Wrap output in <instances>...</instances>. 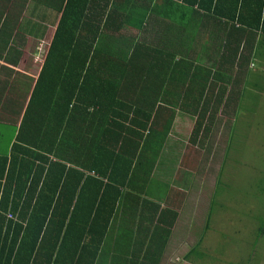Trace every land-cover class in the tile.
I'll return each instance as SVG.
<instances>
[{
    "label": "crops",
    "instance_id": "1",
    "mask_svg": "<svg viewBox=\"0 0 264 264\" xmlns=\"http://www.w3.org/2000/svg\"><path fill=\"white\" fill-rule=\"evenodd\" d=\"M98 1L102 7L107 2ZM133 1L136 10L148 15V22L143 32L133 27L126 28L124 32L128 35V41L124 37L121 38L126 41L116 37L119 41L116 50L123 55L127 52L131 54L136 40L144 41L147 45L158 41L157 47H162L160 56L170 65L162 66L164 74L158 94H152L150 99L149 96L131 94L116 100L130 103L139 98L143 102H157L151 109L148 106L140 107L135 122L143 126L146 113L150 111L151 116L159 113L155 121L159 120L160 127L157 137L140 144L144 149L143 156L137 162L131 187L126 186L121 190L122 198L101 244L97 264H198V259L207 256L201 254L195 258L194 250L203 242L209 254L210 249L214 248L216 233L208 226V205L205 211L199 206L202 195L199 191L195 192L194 183L203 181L198 180L200 173H206V178H201L209 181V169L216 167L218 161V171L223 167L225 155L230 149L228 147L232 144L233 128L237 127L241 136L242 129L244 134L254 130L264 136V36L259 31H246L234 19L228 21L222 17L223 14H230L227 6L233 0H217L214 4L220 15L212 16H206L202 11L199 15L186 12L183 8L188 6L179 0L174 1L178 10L170 14H166L164 0ZM156 9L160 15L155 14ZM48 11L58 15L51 24L44 13ZM60 16V13L30 0H0V23L5 19L16 26V31L22 23L30 25L24 34L29 40L35 39L34 30L38 32L35 24H49L55 31ZM16 31L15 35L18 33ZM246 42L254 48L250 61L242 58V55H246ZM35 50L31 47L0 48V204L6 192L12 144L18 136L34 135V130H37L39 138H44L47 131L45 139L51 140L50 130L55 126H50L56 125L59 122L57 118L62 117L65 111L64 107L58 105L57 94L40 82L43 55L37 48ZM176 64L178 66L175 67ZM31 96L32 99L36 96V105L32 104V110L28 108ZM187 101L218 104L213 106L214 120L210 131L200 142L194 140L192 133L197 115L183 110L182 106L169 105ZM210 108L211 105L207 110ZM116 109L120 110V107ZM130 116L133 115L130 113ZM250 117L262 123L247 122L243 127L240 120ZM169 121L171 126L167 132ZM108 124L107 118L100 120V128L110 129V126L107 128ZM10 127L12 131L9 135ZM154 130L151 133L150 127H136L135 134L148 137L156 134ZM111 133L104 139L107 140ZM135 145L132 140L125 145L130 155ZM130 155L126 160H130ZM128 161L122 162L126 164ZM7 213L0 208V214ZM12 219L18 220L19 217ZM4 234L0 244L5 243L6 247L0 249V264H24L21 256L10 253L9 246L14 235L16 244L22 236L11 231L4 240ZM32 262L46 264L48 261L34 258ZM64 264H70V260L67 259Z\"/></svg>",
    "mask_w": 264,
    "mask_h": 264
},
{
    "label": "trees",
    "instance_id": "2",
    "mask_svg": "<svg viewBox=\"0 0 264 264\" xmlns=\"http://www.w3.org/2000/svg\"><path fill=\"white\" fill-rule=\"evenodd\" d=\"M30 1L61 15L43 54L40 82L57 94L58 105L67 113L64 111L57 118L59 122L50 126H55L50 130L51 136L47 133L51 140L45 139L46 130L44 138H39L34 130V135L18 136L12 144L0 208L19 219L7 220L6 215L0 214V238L5 233V240L11 231L22 236L17 244L15 235L12 241L9 238V246L10 253L21 256L24 264H30L34 258L47 260L46 264H64L67 259L70 264H97L101 244L122 198L121 190L131 187L137 162L143 156L140 144L157 137L160 127L159 120L155 121L159 113L151 116L150 111L143 126L135 122L140 107L151 109L157 102H143L139 98L130 103L116 100L125 98L124 95H144L150 99L152 94H158L164 74L162 66L169 63L160 56L162 47H157L158 41L147 45L136 40L131 54L116 50V37L128 41L126 28L143 32L148 22V15L136 10L133 0H107L104 7L98 0ZM164 1L166 14L178 10L176 0ZM179 1L188 6L183 9L191 14L199 15L202 11L206 16L220 15L214 4L217 0ZM195 7L198 9L194 10ZM227 7L230 14H223V18L234 19L246 31H259L264 36V0H233ZM155 14L161 13L156 9ZM15 31L16 26L5 19L0 23V48H14ZM253 51L252 44L246 42V55L242 58L250 61ZM35 97L31 96L29 109L36 105ZM169 105L182 106L196 114L193 138H206L214 120L213 106L218 104L187 101ZM104 118L109 120L110 129L100 128ZM170 126L169 121L167 132ZM136 127H150V132L155 129L156 134L143 137L135 134ZM131 140L136 145L130 155L125 145ZM259 231L264 234V228ZM5 247V243L0 244V249Z\"/></svg>",
    "mask_w": 264,
    "mask_h": 264
},
{
    "label": "rangeland",
    "instance_id": "3",
    "mask_svg": "<svg viewBox=\"0 0 264 264\" xmlns=\"http://www.w3.org/2000/svg\"><path fill=\"white\" fill-rule=\"evenodd\" d=\"M44 13L49 24L57 20V13ZM49 24H35L38 32L34 30L35 39L29 40L24 34L30 25L22 23L16 31L12 47L37 48L43 55L55 32ZM30 60H33L32 56ZM247 122L262 123L252 117L240 120L243 127ZM11 131L10 127L9 135ZM233 131L232 144L228 147L223 167L218 171V161L216 167L209 169V181L201 178H206V173H200L198 180L203 181L194 183L195 192L199 191L202 195L199 206L205 211L208 205V226L216 233L214 248L209 254L203 242L194 250L195 258L201 254L207 256L198 259V264H264V234L260 235L259 231V228H264V136L254 130L244 134L243 129L241 136L237 127Z\"/></svg>",
    "mask_w": 264,
    "mask_h": 264
},
{
    "label": "built area",
    "instance_id": "4",
    "mask_svg": "<svg viewBox=\"0 0 264 264\" xmlns=\"http://www.w3.org/2000/svg\"><path fill=\"white\" fill-rule=\"evenodd\" d=\"M6 216H7L8 218H14V216H13L10 212H8V213L6 214Z\"/></svg>",
    "mask_w": 264,
    "mask_h": 264
}]
</instances>
